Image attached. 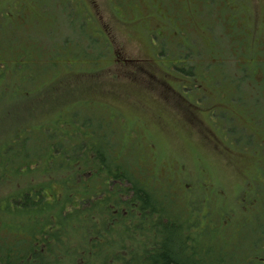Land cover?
<instances>
[{
    "label": "rangeland",
    "instance_id": "rangeland-1",
    "mask_svg": "<svg viewBox=\"0 0 264 264\" xmlns=\"http://www.w3.org/2000/svg\"><path fill=\"white\" fill-rule=\"evenodd\" d=\"M50 1L0 0V41L23 39L25 50L18 55L16 44L0 56V84L12 88L18 85L11 80L23 81L12 94L0 89V137L25 127L26 116L31 132L56 112L67 122L64 130L93 117L90 123L108 125L117 143L134 146L155 185L181 202L190 218L201 219L200 225L207 218L217 237L219 223L234 235L237 221L244 220L235 241L246 234L251 242L259 239L264 232V0H241L242 7L237 0H214L210 16L203 13V0H120L122 12H129L124 21L108 14L107 0H85L113 43L109 57L92 62L67 52L77 53L78 44H85L74 33L77 9L58 11ZM45 32L51 37L44 38ZM28 33L60 52L51 60L52 70L31 84H25L28 73L21 65H47V59L39 50L30 58L34 45L33 39L26 41ZM94 34L100 44L106 40L100 29ZM179 62H195L194 75L173 70L171 64ZM134 67L139 70L131 72ZM90 136L86 123L80 137L87 145ZM189 197L200 200L187 202Z\"/></svg>",
    "mask_w": 264,
    "mask_h": 264
},
{
    "label": "trees",
    "instance_id": "trees-1",
    "mask_svg": "<svg viewBox=\"0 0 264 264\" xmlns=\"http://www.w3.org/2000/svg\"><path fill=\"white\" fill-rule=\"evenodd\" d=\"M55 1L58 11L70 6L77 9L74 33L85 40V44H78L77 53L67 51L68 55L89 56L90 62L96 56L109 57L113 43L87 2L76 0L74 6L69 0H51L49 4ZM237 2L242 7L241 0ZM213 3L203 0L206 16L211 15ZM106 6L116 20L124 21L129 16V12H122L120 0H107ZM73 21L70 17L72 26ZM98 29L106 37L101 44L94 34ZM28 35L26 41L33 39ZM43 37L50 38L51 34L45 32ZM22 42L17 37L13 43L0 41V56L4 57L6 48L11 52L16 44L18 49L14 51L22 55ZM31 42L36 50L30 51V58L39 56V50L47 65H21L28 73L25 84L33 83L47 70L49 73L51 60L60 53L43 39ZM91 48L98 52L89 53ZM171 66L181 76L191 77L196 63ZM17 69L9 73L16 74ZM138 70L134 67L131 72ZM16 81L11 83L18 86L10 88L2 80L0 89L7 87L12 94L11 90L23 84ZM59 113L41 120L44 124L38 132L29 130L32 120L26 116L25 127L13 128L8 136L0 137V187L6 186L0 192V264H264L263 231L253 242L247 234L235 241L244 220L237 221L234 235L225 233L221 222V236L217 237L207 218L200 225L201 219L190 218L181 202L155 185L138 161V151L134 152L132 145L117 143L113 136L117 134L108 125L102 127L96 120L93 125L91 117L64 130L67 122L60 120ZM86 123L91 129L87 145L80 137ZM210 125L215 126V120ZM67 142L71 143L65 146ZM190 198L200 197L186 201ZM203 215L207 216L205 212Z\"/></svg>",
    "mask_w": 264,
    "mask_h": 264
}]
</instances>
